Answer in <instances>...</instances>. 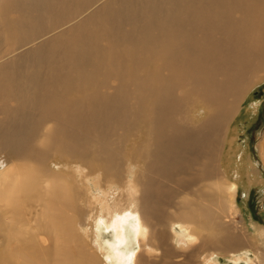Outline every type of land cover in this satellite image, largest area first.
<instances>
[{
  "label": "bare ground",
  "instance_id": "1",
  "mask_svg": "<svg viewBox=\"0 0 264 264\" xmlns=\"http://www.w3.org/2000/svg\"><path fill=\"white\" fill-rule=\"evenodd\" d=\"M25 1L28 5L23 9L39 6L34 0ZM87 1L44 0L43 7L45 11L49 6L66 11L78 10ZM154 1L149 4L155 19L148 23L138 17L144 9L143 6H134L139 0H125L132 7L125 10H115L117 0H104L106 7L98 6L96 17L106 16L111 22L105 26L103 19L89 17L82 27L85 31L73 35L64 30L51 38L52 31L57 29L55 26L61 23L60 16L54 13L49 21L38 23V28L49 30L42 38L38 36L43 31L40 32L34 24L23 28L24 22L33 21L37 16L24 14L4 25L10 29L20 27V38L12 43L8 34H0L3 53L0 68L4 72L0 73V98L4 99L0 103V151L16 159L8 165L5 162L0 170V264H85L86 254L81 253L82 248H86L88 264H99L85 241L80 242L77 258L68 256L63 250L51 249L45 240L40 244L34 241L35 230H43L55 242L66 240L73 233L71 226L76 221L75 215L65 213L66 208L76 210L73 202L77 200L73 188L76 184L72 185L69 178L60 177V182L54 185L51 180L52 177L56 179L58 173L55 172L51 178L46 176L45 161L49 158V163L56 162L54 153L67 158L56 164L58 167L69 165L71 172L66 174L73 177L71 181L76 177L84 183L86 181L90 195H93L90 179L95 187H103L101 195L91 197L93 200L89 204L86 222L78 226L85 232V239L92 232L97 240L102 230L107 228L111 231V239L99 247L105 250L112 264H149L143 259L146 257L143 251L147 248L153 251L161 249L162 262L172 264L165 261L176 252L166 240V231L164 234L158 229L163 220L171 224L182 221L171 229V236L175 250L186 258L189 256V263L199 264L205 248L229 252L235 245V239L229 234L203 235V229L211 226L206 221L210 215L206 211L207 203L190 199L181 209L176 208L174 213L169 209L170 213H167L161 200L167 183L163 184L158 178L179 176L180 184L188 186L193 181L186 177L213 174L207 169L200 170L197 160H214L217 157L228 122L239 112L249 91L264 80V0H158L161 4L157 7L152 6ZM20 3L4 2L1 7L3 16L8 17V11ZM235 9L240 13L236 18ZM126 19H134V46L108 55L110 48L103 47L101 39L109 38L114 43L125 40L128 37L124 26ZM53 40L57 45L47 53ZM33 45L34 50L30 52L28 48ZM131 55H134L136 65L145 66V74L134 77L135 86L122 78L114 86V91L99 90L100 83L124 73L123 60ZM114 60L117 62L113 66L103 67ZM153 63H157L155 69L151 68ZM87 66L91 67L86 69ZM9 68L16 69L17 74L9 73ZM164 69H167L166 73ZM100 72H103L102 78L97 75ZM65 80H78V83L71 87L61 85ZM86 81H92L95 90H84L90 85ZM129 87L137 90L138 100L128 96ZM72 89H78L81 95H70ZM194 97H197L195 117L199 120L194 126H187L178 119V114L183 105ZM62 115L70 117L66 120ZM139 116L151 136L149 155H140L144 170L136 168L137 171L134 167L140 165L133 167L132 162L129 163L127 190L121 189L116 196L112 175L103 169L102 173L94 175L96 172L90 170V164L87 167L78 158L72 159L86 151L81 149L85 144L96 140L99 152L109 159V164L113 163L107 145L109 135L131 124L135 128ZM134 118L135 123L132 122ZM56 119V131L47 133L49 145L40 152L41 169H37L30 165L36 150L32 141L44 121ZM58 140L62 143L56 149ZM262 147L264 160V144ZM63 167L62 170L66 171ZM104 176L112 178L105 180ZM132 176L134 179H130ZM102 181L106 182L104 186ZM43 182H46L45 188H42ZM206 188L203 185L196 190L200 197L210 200L211 194ZM237 188L235 181L229 184L232 197L236 195ZM39 189L44 190L40 191L43 197H48L42 228L34 227L33 219L21 211L26 200L32 203L29 199L43 198L39 196ZM24 192L28 194L21 202L20 196ZM146 192L152 195L150 202L146 201ZM122 196L127 198L125 202ZM90 219L95 222L94 226L89 225ZM63 220L69 224L68 227L63 225ZM49 252L51 254L47 257ZM234 260L235 264H240L241 260L263 264L262 260H255L249 254L244 257L234 255ZM201 262L218 264L219 259L214 253H205ZM151 263L160 264L157 261Z\"/></svg>",
  "mask_w": 264,
  "mask_h": 264
},
{
  "label": "rangeland",
  "instance_id": "2",
  "mask_svg": "<svg viewBox=\"0 0 264 264\" xmlns=\"http://www.w3.org/2000/svg\"><path fill=\"white\" fill-rule=\"evenodd\" d=\"M20 1L21 3L18 5L17 8L8 11V17L3 16V13L1 12V7L4 2L9 4L12 2H20ZM43 1L44 0H34V2L39 3V6L35 9L34 8L23 9L26 5H28L25 0H0V34H8L10 41L12 43H16L20 38V27L19 29H16L14 27L10 29L8 27H4V25L10 19H17L24 14H28L29 16H37V17H35L33 21L24 22L23 28H28L32 26V24H34V27L38 28V23L42 21H49L53 13L56 14L57 16H60L61 23L55 26V28L57 29L55 31H52L53 35L51 36V38L57 33L64 30L68 33V35H73L76 32H84L85 28L82 27L85 21L89 17L100 18L101 20L103 19V24L105 26L107 25V23L111 22V19L106 16L96 17V10L98 9V6L105 8L106 3H109L110 1H106L105 3L104 0H93L92 2L89 0L83 5V7H81L78 10L70 9L67 11L62 9L61 7H51V6L47 7L45 11L43 7ZM139 1L140 2L134 6H143L144 9L142 13L138 14V17L142 21L147 23L149 21H153L155 19V15L153 9L149 4L150 1L152 0H139ZM161 1L164 2L165 0H161ZM159 4H161V2L156 0L152 3V6L157 7ZM114 8L115 10H125V9H131L132 7L128 6L125 0H117V2L114 5ZM239 15H240L239 11L235 9L234 11L235 18ZM38 18H40L41 20L36 21V19ZM133 21L134 19L124 20L125 29L128 31V37L125 40L119 41L118 43H114L109 38L101 39L100 43L102 44V46L110 48V51H108L109 53L108 55H111L118 51H126L133 48L134 46ZM72 25L80 26V28L77 27L73 29L72 27H70ZM38 29L40 32L43 31V33L40 36H38V38H42L44 34L49 31V30L48 31L45 30L43 27H40ZM35 31L38 30L35 29ZM56 45H57V41L53 40V42L49 45L47 49V53L53 50L56 47ZM28 49L30 52H32L34 50V45L29 47ZM1 54L3 53H1L0 50V59L3 58ZM134 60H135L134 55H131L125 60H123L124 73L122 75H116V78L110 77V79H107L108 81L106 82L104 81L102 82V84L100 83L99 86L101 89L99 88V90L103 92L114 91V86L118 85L119 79L122 78L131 85L135 86L134 77L137 75L138 76L144 75L145 66L136 65ZM78 61L82 63L81 60ZM116 62L117 61L115 60L109 61V63L103 65V67L105 69L109 68L110 66H113ZM156 66L157 63H153L151 68L155 69ZM88 67L91 66H87L85 68L87 69ZM7 70L9 73L13 75L17 74V70L14 68H9ZM163 72L166 73L167 69H164ZM0 73L4 74L3 69L1 68H0ZM97 75L98 77L102 78L103 72H100ZM77 83L78 80L72 82L65 80L61 83V85L71 87ZM86 83L90 85L85 86L84 90H90V89L95 90L94 87L92 86V81H86ZM78 91H79L78 89H72L69 92V94L79 97V95L81 94H79L80 92L78 93ZM128 96L129 97L133 96L137 100L139 99V93L137 92V90L132 89L131 87H129ZM2 101H4V99L0 98V103ZM196 101H197V97L190 98L183 105V109L178 114V119L180 121L185 122L187 126H194L199 120L195 117V111L197 109V107L195 106ZM142 114L143 115L145 114L144 109L142 110ZM1 117L2 114L0 113V119ZM62 117L67 120L70 116L62 115ZM140 118L141 117L139 116V119ZM133 121L135 123V118L134 120H132V122ZM57 122H58L57 119L44 121L37 131L38 134L36 133V136L32 141V145L36 150H34L33 152V159H30V165L36 166L37 169H41L40 167L41 165H39L40 158L42 159L40 152L44 151L45 148L49 145L47 133L48 132L54 133L56 131ZM144 124L145 123L140 119L136 123L135 128L131 124L128 125L127 127L118 128L111 135H109L107 139V145L110 147L111 154L109 156L110 159L113 160V163L109 164L107 161L109 159H106V156L102 155V153L99 152L100 151L98 149L99 144L96 143L97 142L96 140L90 141L89 143L85 144L86 149L85 148H81V149H83V151L84 150L86 151H84L83 153L80 152V155L72 160H76L78 158V160L82 161L83 164H85L87 167L90 164L91 165L90 170L96 172L94 173V175L100 174L99 172L102 173L101 171L102 169L105 172L107 171L110 175H112L114 180V183L112 184L113 191L115 192L117 191L118 193V194L115 193L116 196L119 195L120 191L122 190L126 192L127 189L125 185L127 186L129 181V178L127 176L128 174L127 172L130 167L129 163L132 162L133 167L135 165L141 166V167L135 166L134 167L135 169L138 168V170H144L143 158H141L140 155L143 154V156L145 157L149 155L148 149L151 146V141H150L151 136L149 134L148 127L146 126L145 128ZM49 128H51L50 131H48ZM1 137L2 135L0 134V139H2ZM61 143L62 141L60 140H58V142H55L56 149ZM263 144H264V80L256 84L249 91V94L247 95L245 101L241 105L239 112L234 115L233 120L228 122L227 133H224V137L220 149L218 151L217 157L214 160L211 159L197 160V164L199 165L200 170L207 169V171H210L211 173L213 172V174L211 175L208 174V176H206L205 174L200 173L198 177H186V179L193 181L192 183L188 184V186L187 185L182 186L180 184L178 180L179 176H175L169 179H165L163 176L158 178L159 181L162 180L163 184L167 183L164 184L167 187L166 193L163 192L161 195V200L164 203L163 209H166L167 213L169 212V209L170 212L172 213L175 212L176 208L181 209L182 205L187 200L190 199L192 202L198 200L201 203H207L208 206L206 211L210 215L206 221L209 224H211V226L209 228L203 229L202 232L203 235L210 236L212 235V233L221 232L233 236V238L236 241L235 245L230 249L229 252L214 251V249L212 248H205L204 251L201 252L199 264H203L201 261L204 258L205 253L216 254L219 259L218 264H235L233 263L235 262L234 255L238 257H244L246 254H249L250 257H252L255 260H258L259 258V260H262L264 264V160L262 157ZM54 155L57 158L56 162H62L61 159L62 160L67 159V158H60L55 153ZM51 159H53L52 155H51ZM14 160L16 161V159L9 157V155L6 152L0 151V170L4 168L3 166L5 162L8 165ZM49 160H50L49 158H47L46 161L44 160L46 162L45 166L48 169V171L46 172L48 175L46 176H50L51 178L52 176H54L53 174H55V172L56 174L58 173L56 179H53L52 177L51 184L55 185L56 183H59L60 177H62L61 179L69 178L70 182L73 183L72 185L76 184V187L75 185L73 186V188H75L74 191L75 199H77V200H73L76 206L74 208L76 210H74L73 207L65 209V213H67L66 215H71V216L75 215L76 221L71 226L73 229V233L71 234L70 237L68 236L66 240L63 239V241L55 242V240H52V238L49 235H47L46 232H43V230H38V231L35 230L33 232L34 241H36L37 244L38 243L40 244V241L45 240V243L48 247H50L51 249L63 250L68 254V256H71L72 258L78 257L80 242L85 241L88 243L91 249L89 250L90 253L91 254L94 253V256L99 264H112L110 258L106 255L105 250L99 247L103 243L105 244V241L111 239L110 236L111 231L109 229L106 230L107 228L102 230L99 237L100 239L97 240L95 239L96 237L92 232L89 237L90 239L86 237V239L88 240L87 241L84 235L85 232H83L79 227L80 226L79 224H81L82 222H86L85 218L87 212L90 209L89 208L91 205L90 201L93 200V198L91 197H93L96 194L101 195L103 191V187L102 186L101 188L97 186L95 187L90 179V183L92 185L91 190H93L91 191L93 192L92 193L93 195H90L88 188H86L87 187L86 181L84 183L83 181H81L82 179L80 177H76L74 178V180L71 181L73 177L71 178L69 175L66 174L68 172H71V170L69 169L70 168L69 165L65 167L63 166L58 167L59 165H57L55 161L51 162L52 163L51 164L49 163ZM133 161L135 162V164H133L134 163ZM35 162L37 163L35 164ZM62 167L66 171L62 170ZM71 168L73 171V167ZM46 176H44V179L46 178ZM110 178L109 176L108 177L104 176L105 180H108ZM132 178L133 176L130 179ZM76 179L78 180L76 181ZM100 179H102V177H100ZM234 181L237 183L238 188L236 195L232 197L231 192L228 189V186L231 182ZM45 183L46 182H43L42 188L46 187ZM102 184L104 186L106 182L102 181ZM203 185L207 186L206 190L209 194H211L210 200H208L206 197H200L197 193L196 189L202 187ZM31 191L32 189L30 190V192ZM40 191H44V190L39 189L38 192ZM76 191L78 192L76 193ZM27 194H28L27 192L21 194L20 196L21 202L26 198ZM39 196L43 197L41 192L39 193ZM122 198H123V202H125L126 197L122 196ZM145 198L147 202H150L152 200V195L149 192H146ZM40 199L39 200L38 198L29 199L32 201V203L26 200V203H23V205L24 204L25 205L22 206L21 211H23L24 214L27 213L28 217L33 219L34 227L39 226L40 228H42L45 225V218H44L45 211L43 210H45L44 206L48 197L46 198V196H44L43 198ZM38 201H40L39 202L40 204L38 203ZM195 208L201 209L199 207H195ZM187 211L189 212L190 210ZM99 212L100 211H98V213ZM181 222L182 221L171 224V222H167V221L165 222V220H163L160 223L161 225L158 226V229L160 231L162 232L166 231L167 233L166 240L168 241V244L173 247V251L176 252L174 256H170V258L165 262L172 264H195V263H189L187 261L189 256L186 258L184 254L183 255L179 254L178 251H176L174 248V238L172 240V236H171L173 234V231L171 229L174 226L177 227L178 224H181ZM62 223L65 227L69 226V224L66 223V221L64 220L62 221ZM88 223L89 225L94 226L95 222L91 220L90 222L88 221ZM169 223L171 225H169ZM90 240H92V242ZM241 243L244 244L241 245ZM144 249L145 248H143V250ZM81 253L86 254V257L84 258V263L88 264V254L86 253V248H82ZM47 254H48L47 257H49L51 252ZM145 255L146 257L145 258L143 257L145 263L148 262L149 264H152L151 261H157L160 264H165L162 262L163 260H161V249H159L158 251H153L147 248L145 249V251H143V256ZM240 264H249V263H247L245 260H241Z\"/></svg>",
  "mask_w": 264,
  "mask_h": 264
}]
</instances>
